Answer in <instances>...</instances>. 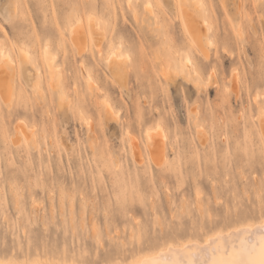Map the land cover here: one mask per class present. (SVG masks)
Returning <instances> with one entry per match:
<instances>
[{
	"label": "rangeland",
	"instance_id": "1",
	"mask_svg": "<svg viewBox=\"0 0 264 264\" xmlns=\"http://www.w3.org/2000/svg\"><path fill=\"white\" fill-rule=\"evenodd\" d=\"M189 2L202 53L177 0H0V260L126 264L264 216V0Z\"/></svg>",
	"mask_w": 264,
	"mask_h": 264
},
{
	"label": "bare ground",
	"instance_id": "2",
	"mask_svg": "<svg viewBox=\"0 0 264 264\" xmlns=\"http://www.w3.org/2000/svg\"><path fill=\"white\" fill-rule=\"evenodd\" d=\"M177 2L179 3L180 18H181L182 23L184 25V28H185V30H186V32H187V34H188V36L190 37V40H191L190 43L192 45L191 44L190 45L193 46V47H196L200 51V50H202L201 43H200V39H201L200 38V33H201V31H200L198 22L196 21L195 17H193L191 15L192 13L188 10L187 4H189L190 2H189V0H188V2L186 0H177ZM195 3H197V2H195ZM189 6H190V8H193L195 10V13L197 14L196 7H194V2L192 4H189ZM196 6H198V5H196ZM202 7L203 6H201L200 8H202ZM205 7H206V5H205ZM207 9H205V12L208 11ZM200 12H201V9H200ZM206 13H208V12H206ZM197 15H199V14H197ZM205 15H206V18H207V14H205ZM205 15H204V17L203 16L202 17L205 18ZM90 20H91V18H90ZM89 21H88V25H92L93 26L95 24V23L91 22L92 20L90 21L91 24L89 23ZM79 22L77 21L76 23H79ZM73 25L74 26H71L70 27V31H69V33H70V42L74 46V48L77 50V52L80 53L81 49L82 50L85 49V48L83 49V46H84L85 43H87V33L88 32L85 33L86 31L84 32L82 30L81 27H83L84 25L82 24L83 25L82 26L81 23H80L81 27H80L79 24H73ZM97 29L95 28V30H97ZM89 32H90L91 37L93 39H95V37H94L95 32L93 33L92 30H90ZM203 32L201 33L202 37L204 36ZM98 37H99V35H98ZM46 46H48V45L46 44ZM0 50H1V53H2L3 49H0ZM5 50H7V49H5ZM20 50L24 51V50H22V48H20ZM110 52H111V54H108V56H106L107 57L106 63L108 65V67L111 69V71H112V73L114 75L120 76V74H121L120 66H119L120 60H121L120 51L117 48V50H112ZM202 52H203V50L201 51V53ZM5 53L2 54V56H0V57H4V55L7 56V54H5ZM44 53H46V51H44ZM8 56H10V55H8ZM46 56L49 57L47 54H46ZM4 58H6V57H4ZM191 58H192V54L188 53L185 61H187V60H189ZM3 59L0 58V61H1L0 62V94L3 97H7V96H10V94L12 93L11 90H13V89L11 87H9V86L11 85L13 87V84H12L13 82H12V78L11 77L9 78L10 75L9 76L7 75V68L8 67L5 65V63H6V61L11 62L12 59H11V56L6 58V60H3ZM11 76H13V75H11ZM260 111L261 112H260V117L258 119V124H259L260 133H261L262 137L264 138V105H262ZM24 130H25V128H24ZM20 131L21 130L19 129V127L16 128L15 129V134H17L16 132H20ZM145 138L147 139V145H148L150 158L152 159L153 162H155V164H157L158 162L162 161L160 159H161L162 156H164L163 155L164 153L162 151V150H164V147L162 146L163 142L160 141L161 139H158V136L153 134L152 132L151 133L150 132H146V137ZM159 138H161V136ZM132 144H133V154L136 157V160L141 162L142 161V157L140 155L139 147H138L136 141H134L133 139H132ZM159 157H160V159H159ZM162 159H164V158L162 157ZM262 222H264V216H262L261 219H259L257 221H253V222L252 221H249V222L246 221L245 223H242V224L239 223V225L231 226L228 229L218 230V231H215L213 233L207 234L201 240L200 239H195V240L192 239V240H185V241L179 242V243H168V244H166V245H164L162 247L154 249L153 251H151V253L149 252V254L145 253L144 255H140L136 259H133L132 261H129L126 264H135L136 261L142 259L144 256H154L157 252H161V251H163L165 253L166 258L169 259V260L180 259V260H182L184 262V264H188V261L192 260L193 264H195V260L198 258L195 255L196 250L208 248L209 246H211L212 248H215L216 243H223V242L227 241L230 235L233 237L232 243L235 244L236 248L238 249L240 247V239L239 238L244 236L245 231L247 229H249V228H252L253 231H257L258 232L259 230L254 228V226L258 225V224H260ZM237 229H239L240 231L237 232L236 231ZM218 235H222V240H214V239H212V238H214V237H216ZM169 246H171V248H169ZM257 247H259V241H257ZM229 250L231 251V246H229ZM0 261L4 262V264H8L9 261H12L13 264H47V263H40V262H37V261H32V262H16V261H13V260H0ZM113 264H119V263H113Z\"/></svg>",
	"mask_w": 264,
	"mask_h": 264
},
{
	"label": "snow or ice",
	"instance_id": "3",
	"mask_svg": "<svg viewBox=\"0 0 264 264\" xmlns=\"http://www.w3.org/2000/svg\"><path fill=\"white\" fill-rule=\"evenodd\" d=\"M10 7L11 5L5 6V17H7ZM7 23V19L0 22V29L6 27ZM45 51L47 52V50ZM186 63L191 64L192 60L189 59ZM262 213H264V208H262ZM254 228L259 231H253L252 228H249L245 231L244 236L239 238L240 247L238 249L232 243L233 237L230 235L227 241L216 243L215 248L209 246L208 248L196 250L195 255L198 258L195 260V264H264V222L255 225ZM236 231L239 232L240 230L237 229ZM212 239L222 240V235ZM257 241H259V247H257ZM229 246H231V251ZM141 251L143 252L144 249L142 248ZM0 264H4V262L0 261ZM8 264H13V262L9 261ZM135 264H184V262L180 259L169 260L166 258L165 253L161 251L154 256H144ZM188 264H193V261L189 260Z\"/></svg>",
	"mask_w": 264,
	"mask_h": 264
}]
</instances>
